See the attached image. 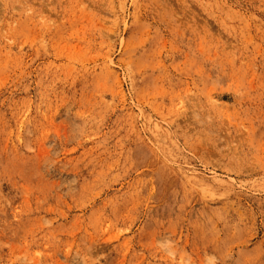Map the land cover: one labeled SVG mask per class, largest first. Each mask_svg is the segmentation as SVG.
<instances>
[{
  "label": "rangeland",
  "instance_id": "obj_1",
  "mask_svg": "<svg viewBox=\"0 0 264 264\" xmlns=\"http://www.w3.org/2000/svg\"><path fill=\"white\" fill-rule=\"evenodd\" d=\"M0 264H264V0H0Z\"/></svg>",
  "mask_w": 264,
  "mask_h": 264
}]
</instances>
